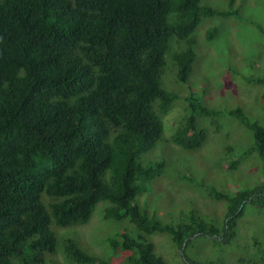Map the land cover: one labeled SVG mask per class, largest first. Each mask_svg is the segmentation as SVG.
<instances>
[{
    "label": "trees",
    "instance_id": "16d2710c",
    "mask_svg": "<svg viewBox=\"0 0 264 264\" xmlns=\"http://www.w3.org/2000/svg\"><path fill=\"white\" fill-rule=\"evenodd\" d=\"M225 16L202 0H0V264H60L53 227L86 225L100 203L107 219L141 233L111 240L127 264H168L142 234H168L183 255L197 236L235 239L245 209L264 208V183L211 194L227 205L223 229L195 213L164 226L136 204L164 173L165 162L143 160L166 143L165 119L181 98L188 114L170 141L181 154L208 141L199 121L220 112L190 86L187 98L175 91L191 85L199 26ZM170 70L177 80L168 88ZM230 115L250 144L234 157L264 162V127L242 110ZM61 253L70 264L97 263L71 240ZM254 259L264 264V251Z\"/></svg>",
    "mask_w": 264,
    "mask_h": 264
},
{
    "label": "rangeland",
    "instance_id": "374dc122",
    "mask_svg": "<svg viewBox=\"0 0 264 264\" xmlns=\"http://www.w3.org/2000/svg\"><path fill=\"white\" fill-rule=\"evenodd\" d=\"M202 6L227 16L206 19L199 26L195 33L199 63L194 65L191 85L180 83L177 89L181 92H175L181 96L185 92L187 98L190 86L194 99L220 114L215 120L199 121L201 127L205 124L208 134L201 151L181 154L170 140L178 122L188 113L182 98L176 103L165 119V147L161 142L143 160L145 168L165 162L164 173L147 185V191L137 198L136 204L164 226L188 224L191 213H195L223 229L227 205L211 194H231L264 183V162L257 156L244 162L240 156L234 157L233 150L245 151L250 144L240 120L230 115L232 111L242 110L249 119L264 127V0H202ZM176 74V70L168 72L164 79L168 88L176 85ZM236 161L242 163L238 169L228 170ZM106 208V203H100L86 225L53 227L59 240L57 261L60 264H70L61 253L68 240L93 256L95 264H127L129 255L112 247L111 240L126 234L137 239L141 233L128 219H107ZM142 235L155 244L157 255L168 264H251L264 251V208L248 206L245 209L238 221L235 239L223 243L197 236L184 250V256L168 234ZM50 261L47 259V264Z\"/></svg>",
    "mask_w": 264,
    "mask_h": 264
}]
</instances>
